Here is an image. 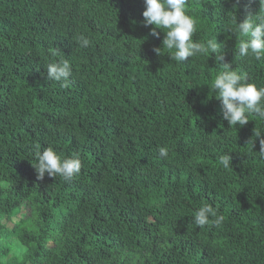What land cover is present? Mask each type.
Wrapping results in <instances>:
<instances>
[{"label": "trees", "instance_id": "obj_1", "mask_svg": "<svg viewBox=\"0 0 264 264\" xmlns=\"http://www.w3.org/2000/svg\"><path fill=\"white\" fill-rule=\"evenodd\" d=\"M144 10V0H0V264H264V121L230 126L211 89L223 63L264 85V59L239 56L234 30L264 6L188 0L193 39L221 49L183 64ZM63 59L67 86L47 80ZM49 146L79 156L80 173L37 179L35 154ZM204 204L219 227L194 223Z\"/></svg>", "mask_w": 264, "mask_h": 264}, {"label": "clouds", "instance_id": "obj_2", "mask_svg": "<svg viewBox=\"0 0 264 264\" xmlns=\"http://www.w3.org/2000/svg\"><path fill=\"white\" fill-rule=\"evenodd\" d=\"M264 6V0H260ZM143 11L144 26H155L152 35L159 37L155 29H161L166 34L163 40V48L174 53L172 60L183 64L188 58L200 55L217 54L221 44L216 38H209L204 42L193 39L197 31L196 20L188 12V0H144ZM235 32L241 37L238 45V54L241 57H252L257 61L264 59V12L253 15L248 13L243 22L236 23ZM80 47H88L90 39L81 35L78 38ZM161 48L155 49L160 52ZM55 55V53H54ZM217 59L224 60V54ZM220 71L211 89L218 93L222 101L223 119L230 126L246 125L250 116H255L264 121V85H258L248 81V77L233 69L231 64H221ZM72 65L69 60L63 59L47 65V80L63 82L61 86H67V81L72 75ZM255 137H264V132L255 130ZM259 155L264 158V138L259 140ZM159 154L163 158L169 155V149L159 148ZM37 163L34 166L37 179L43 180L45 173L50 177L61 176L65 180H71L80 173L82 162L79 156L62 157L53 147L49 146L43 151L36 152ZM232 158L229 154L219 157V163L225 168L232 167ZM224 217L220 215L210 204H204L195 213L194 223L198 227L211 225L219 227Z\"/></svg>", "mask_w": 264, "mask_h": 264}, {"label": "rangeland", "instance_id": "obj_3", "mask_svg": "<svg viewBox=\"0 0 264 264\" xmlns=\"http://www.w3.org/2000/svg\"><path fill=\"white\" fill-rule=\"evenodd\" d=\"M25 209H22L20 213H24ZM14 242V248L16 249L17 253H21L24 251V247L18 242V241H13Z\"/></svg>", "mask_w": 264, "mask_h": 264}]
</instances>
